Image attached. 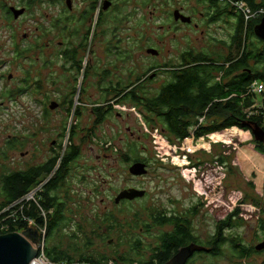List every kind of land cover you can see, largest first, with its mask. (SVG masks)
Listing matches in <instances>:
<instances>
[{"label": "rangeland", "instance_id": "1", "mask_svg": "<svg viewBox=\"0 0 264 264\" xmlns=\"http://www.w3.org/2000/svg\"><path fill=\"white\" fill-rule=\"evenodd\" d=\"M110 2L113 8L94 15L91 0H0V181L6 174L55 157L61 148L65 152L68 138L76 135L73 142L79 147V158L56 192L65 203V222L48 237L47 248L74 261L126 258L145 263L158 237L171 231L151 227L154 217L187 219L197 242L204 244L220 222L237 212V218L228 223L231 227L222 232L226 242L221 255H194L189 264H264V251H255L264 240V155L257 150L252 133L231 128L206 139L170 143L158 130L146 126L143 109L129 103L117 104L103 121L95 120L92 105L110 97L104 91L84 93L80 77L69 83L59 58L67 40L77 44L80 38L70 34L69 39L68 33L61 32L67 21L69 30L91 32L89 41L97 38L93 40L97 58L105 59L107 45L116 50L118 84L125 87L145 80L146 74L153 73L149 69L162 62L179 66L188 50L218 58V46H226L223 41L231 44L235 19L206 21L205 15L211 18L213 11L201 0ZM11 7L26 12L15 18L9 13ZM181 9L197 28L175 21L174 12ZM53 21L62 25L47 32ZM259 40L255 35L251 38L256 49L264 52ZM147 49L160 55H147ZM160 81H152L151 87L143 83V88H151L152 96ZM90 82V78L84 82L86 90L93 89ZM69 85L78 88L70 90ZM255 100L256 108L260 107ZM53 102H63L65 107L51 110ZM43 107L48 109L46 116L40 114ZM54 140L59 145L50 151ZM10 143L19 146L12 149ZM128 152L133 162L147 164L146 175H130L122 161ZM128 188L144 190L146 196L115 208L116 196ZM148 225L149 229L141 230ZM233 243L252 250L251 256L241 259Z\"/></svg>", "mask_w": 264, "mask_h": 264}, {"label": "trees", "instance_id": "2", "mask_svg": "<svg viewBox=\"0 0 264 264\" xmlns=\"http://www.w3.org/2000/svg\"><path fill=\"white\" fill-rule=\"evenodd\" d=\"M201 1L209 5L214 11L211 22H218L220 18L227 16H232L235 19V33L231 42L238 51L237 55H244V61L235 62L233 53H230L229 57L221 63L207 58L201 61L199 56L194 60L195 62L174 67L176 70L172 73L170 82L160 90H156L152 96L149 95V91L143 88V83L138 86H133V84L125 87L120 86V91L117 94L118 97L120 96L117 104L129 103L136 108L143 109L141 114L144 123L150 130L156 129L163 135L161 129H166L169 133L166 138L170 143L180 144L191 138L196 141L206 139L210 135L231 128L250 132V129L243 125L249 122L264 129V92L254 94L249 91L254 82H258L264 87V52L256 49L251 42V38L254 37L253 29L260 22L261 17L249 19L246 22L241 13L231 7L228 2L225 3L221 0ZM232 1L245 3L253 12L261 8L264 9V0ZM221 4L224 7H220ZM259 44L264 45V41L259 40ZM252 63L260 65V69H253ZM243 67H245V75L243 74L244 77L242 78L238 72ZM211 71L220 76L219 80H216V76H213V80L209 75ZM256 98L260 102V107L256 108V106L253 114L248 117L246 112L251 109L252 105H255ZM112 110L103 113L101 121L110 115ZM257 145V150L264 155V145L261 143H257ZM9 147L13 149L14 144L10 143ZM63 152L62 148L57 151L45 170H42V167L29 168L24 171L11 172L2 177L0 181V236L31 227L28 225V221L22 219L24 216L33 220L35 225L45 228L44 253L51 262L106 264L113 260L105 262L104 258L95 260L81 257L80 260L74 261V258L56 252L55 248H47L46 246L48 237H52L60 230L65 222V203L59 200L56 192L63 187L72 164L79 158V149L73 146H68ZM123 158L125 159V157ZM130 162L132 159L127 157L125 163ZM51 173V178L42 187L43 191L35 193V202L25 203L22 201L17 203L30 193L35 192L36 188L42 185V179ZM13 212H17V214L10 218ZM237 216V212L230 214L227 219L220 222L214 236L204 244L197 242L187 219L154 217L151 227L161 228L164 225H169L171 231L162 233L158 237L157 247L151 251L150 261L134 263L133 260L120 257L122 258L121 261L113 262L115 264H169L182 247L191 243L206 248L205 252L202 251L194 255L207 254L218 257L221 255V247L226 242L222 232L231 227L228 223L231 224ZM16 219L19 221L15 222ZM112 222L113 219H110L109 224ZM145 228H141V230H147L150 226H145ZM233 246L241 259L249 258L253 252L237 243H233Z\"/></svg>", "mask_w": 264, "mask_h": 264}, {"label": "flooded vegetation", "instance_id": "3", "mask_svg": "<svg viewBox=\"0 0 264 264\" xmlns=\"http://www.w3.org/2000/svg\"><path fill=\"white\" fill-rule=\"evenodd\" d=\"M69 2H70V0H69ZM219 6L220 7H224V5H222V4L219 5ZM207 7L210 8L209 5H207ZM90 8H91L92 14L95 15V13H98V15H99V13L101 11H107L109 8H113V7H112V2H110V0H101L100 4L98 3V0H91ZM12 9H15V11L24 10L23 14L26 12L25 8L17 9V8L11 7L9 13L10 14L12 13L13 16H14V12L12 11ZM182 10L183 9L176 10V11H179L180 14L185 16L182 13ZM210 10H211V8H210ZM91 12H90L89 16L91 15ZM22 15H20V16H22ZM185 17H187V16H185ZM189 18L191 19V21L188 22V23H185V24L192 25V23H193V26L195 28H197L198 25L194 23V21H193V19L191 17H189ZM211 18H212V15H211ZM211 18L209 16L205 15V20L206 21L210 22ZM221 19H223V18H220V20ZM81 20H82V17H81ZM175 21L177 23H183L181 21V19H179V20L175 19ZM66 24H68V22L64 21V24H63V26L61 28V32L68 33V38L69 39H70V37H69L70 34L74 38H78V35H79L80 38H79V42L77 44L73 43V41L71 39H70V42H68L69 40L66 39L67 43L64 45L62 50L59 51V58H60V61L62 62L61 69H62V71L64 73H66L68 75L69 83H74V80H77L80 77V79H81V87L80 88H81V91H83L84 93H85V91L86 92L87 91H93V92L104 91V93L107 94V96L110 97L109 100H105L104 102L95 103L94 105H92L93 109L91 111V115H93L95 120L98 119V121H99L102 118V114L105 113V112L107 113V111H109L110 109H114L115 105H117V103L119 102V99H120L117 96L118 92L120 91V85L118 84V74H117V71H116L117 70L116 69V64H117L116 62L118 61L117 55L115 54L116 50H114V48L112 46L107 45V47L105 49V53H106L105 59L101 60V57L97 58V50H96V48H98L97 47V43H95L93 45V40L95 39V42H96L97 38L94 37V38H92L89 41L88 39H90V37H91V32H90V34H89V31H88V33L87 32H83V33L80 32V34H79L77 29L76 30L75 29L74 30L73 29L69 30L68 25H66ZM60 25H62V23H58V21H53L51 23V25H50V28L47 29V32L53 33V31L56 29V27H59ZM101 39H102V37H101ZM231 41H232V39H231ZM87 43H88V45H87ZM221 44H224L226 46H223V47L222 46H218V49H219L218 52H221V55L218 56V58L216 57V59H214L215 55L214 56L213 55H209L208 53L207 54L196 53L193 50H188V51H186L183 54V58L180 59V65H183L184 63L193 62L199 56H200L199 59H201V61H204V59L207 58L208 60L220 61V63H221V61H224L225 59H227L229 57L230 53H233L232 56H233V58H235V62L239 61V60L240 61H244V55H237L238 51H237L235 46H232V42H231V44H225V42L223 41V43H221ZM59 45L63 46L62 43H59ZM94 46H95V50H93ZM210 52H213V49ZM146 53H147V51H146ZM147 55L158 57L160 55V53H159V51H157L156 55H151V54H148V53H147ZM54 64H55V60H54ZM251 65H254V64L252 63ZM54 68L55 67H52L53 70H54ZM175 70L176 69L174 67H171V63L162 62L159 65H156V66L150 68L149 72H153V73L151 75H149V76H147V74H146V76H145L146 79L145 80L141 79L136 84H133V86H138L140 83H144V84L148 83L147 85H149L151 87L152 81L157 80L158 78H161L163 81L162 82L160 81L159 82L160 83L159 87L155 89V90H160L162 87H165L170 82L172 73L175 72ZM53 72H52V74H53ZM244 72H245V67H243L242 70H240L238 72L239 75L242 78L245 75ZM209 75L214 80L213 76H215V72L211 71V73ZM89 78L91 79V82H90L91 86L90 87L93 88V89H87L86 90V87L84 88V82L87 81ZM242 78H240V79H242ZM9 79H11V76H9ZM146 80H149V82H146ZM51 83L54 85V76L53 75L51 77ZM102 83H103V85L105 87H103ZM68 88H70V90L72 88L75 90L76 88H78V86L74 87V86H70L69 85ZM145 90L146 91H151V88H147V86H145ZM49 107H50L51 110H55V109H61V107H65V105L63 104V102H59V103L53 102V103H51V105ZM40 114H41V116H44V115L46 116L48 114V109L46 107L45 108L43 107V110L41 111ZM161 131H162L164 136H166V137L169 136V133L166 131V129H161ZM76 137L77 136L74 135V137L71 138V135H70V137L68 138L69 139V141H68V146L69 147L73 146V147H75L77 149L79 148L73 142ZM82 138H84V136H82ZM71 139H73V140H71ZM58 145L59 144H58L57 140L52 141V144L49 147L50 151L51 150H55ZM14 146L16 148L17 146H19V143L14 144ZM79 154H80V152H79ZM123 157H125V155H123ZM127 157L131 158V154L129 152L127 153ZM53 158L47 159V160L43 161L42 163H40L39 165L30 167V168H40V167H42V170H45V169H47V167L49 165V162ZM75 161H77V160H75ZM122 161L127 166L126 168H128V171H129L130 166L133 163H135L133 161L130 162V163H125V160H123V158H122ZM22 171H24V170H22ZM51 176H52V173L48 177L43 178L42 179L43 180L42 185L37 187L34 193L43 191L42 187H44V185L51 178ZM133 201H136V200H133ZM133 201H131V202H133ZM124 202L125 201H121L119 204H115V208H119V206L122 203H124ZM131 202H128V203H131ZM164 217H169V216H164ZM161 228L162 229H164V228H170L171 229V227L169 225H164ZM168 232H170V231H168ZM193 256L187 261L186 264H189V262L192 260ZM171 260H170V262H171Z\"/></svg>", "mask_w": 264, "mask_h": 264}, {"label": "water", "instance_id": "4", "mask_svg": "<svg viewBox=\"0 0 264 264\" xmlns=\"http://www.w3.org/2000/svg\"><path fill=\"white\" fill-rule=\"evenodd\" d=\"M69 3V0H68ZM108 6V5H107ZM106 6V7H107ZM14 17L22 15L24 10L15 11ZM174 18L176 20L181 19L183 23L191 21L189 17H185L179 13L174 12ZM254 35L264 41V18L260 19V22L253 29ZM148 54L156 55L157 51L154 49H148ZM245 127L250 129V132L254 136V139L264 145V129L255 123L249 122L243 124ZM148 172L147 165L143 162H135L129 168V173L134 177H141L146 175ZM146 196V191L135 188H128L122 190L116 196L114 202L119 204L121 201H133L136 199H142ZM38 241V233L32 229H27L21 234L19 233H8L0 236V264H29L32 259L37 255V252L32 247V244ZM206 248L195 243H191L185 247H182L178 253L172 258L169 264H186L187 261L195 254L205 251ZM256 252L264 251V240L255 246Z\"/></svg>", "mask_w": 264, "mask_h": 264}, {"label": "built area", "instance_id": "5", "mask_svg": "<svg viewBox=\"0 0 264 264\" xmlns=\"http://www.w3.org/2000/svg\"><path fill=\"white\" fill-rule=\"evenodd\" d=\"M222 2H228V4L233 7L236 11L240 12L241 15L244 17L245 21L247 22L249 19H256L257 17H261L264 18V9L261 8L255 12L251 11V9L243 2H233L232 0H221ZM250 92L254 93V94H261L264 92V87L262 84L258 83V82H254L251 86H250ZM256 107V105H253L251 107V109H249L246 113L247 116H251L253 114V110ZM34 192L30 193L29 195H27L26 197H24L21 201L17 202L20 203L22 201H25V203H29V202H35V198H34ZM15 203V204H17ZM14 215L11 214L10 218L13 217ZM23 220L28 221V225L31 226L33 231H36L38 233V241L36 242L34 249L37 252V255L34 259L31 260V262L29 264H89V263H85V262H73V263H67V262H61V263H54L51 262L45 255L44 253V247H45V228L44 227H39L37 225H35V223L33 222V220L26 218V217H22ZM19 221L18 219L15 220ZM106 264H115L113 261H109Z\"/></svg>", "mask_w": 264, "mask_h": 264}, {"label": "bare ground", "instance_id": "6", "mask_svg": "<svg viewBox=\"0 0 264 264\" xmlns=\"http://www.w3.org/2000/svg\"><path fill=\"white\" fill-rule=\"evenodd\" d=\"M43 215H44V214H43ZM27 229H29V228H27ZM27 229H26V230H27ZM30 229H32V228H30ZM23 231H25V230H23ZM23 231H22V232H23ZM22 232H21V233H22ZM21 233H20V234H21ZM35 244H36V243L32 244V247H33V248H34ZM89 264H95V263H89Z\"/></svg>", "mask_w": 264, "mask_h": 264}, {"label": "crops", "instance_id": "7", "mask_svg": "<svg viewBox=\"0 0 264 264\" xmlns=\"http://www.w3.org/2000/svg\"><path fill=\"white\" fill-rule=\"evenodd\" d=\"M213 11V10H212ZM214 12V11H213ZM243 132V131H242ZM188 140V139H187Z\"/></svg>", "mask_w": 264, "mask_h": 264}]
</instances>
